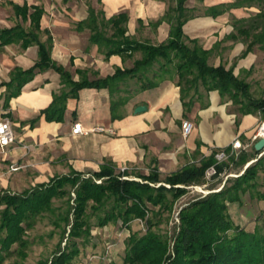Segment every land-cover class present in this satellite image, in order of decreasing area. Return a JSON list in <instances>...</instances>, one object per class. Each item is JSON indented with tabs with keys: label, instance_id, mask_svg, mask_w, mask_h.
<instances>
[{
	"label": "trees",
	"instance_id": "trees-1",
	"mask_svg": "<svg viewBox=\"0 0 264 264\" xmlns=\"http://www.w3.org/2000/svg\"><path fill=\"white\" fill-rule=\"evenodd\" d=\"M173 1L175 4L169 5L161 18L150 23L153 27L163 21L169 24L168 37L156 45L138 41L127 34L126 12L106 17L102 9L96 10L89 6L88 16L78 23L77 29L88 28L90 43L97 45L105 57L112 54L130 57L135 52L141 53L132 67H118L113 75L93 81H72L70 73L51 60L49 37L43 43L34 30L26 32L19 26L0 30L1 44L19 42L21 48H25L36 43L39 48L34 66L28 70H15L11 80L5 83L7 90L4 106L11 96L17 95L20 87L36 70L53 67L60 73L61 81L71 86V90L69 93L55 94L51 105L42 113L49 119H59L63 114L66 98L75 95L80 88H108L112 95L119 90V83L125 78H142L157 62L158 69L153 78L146 77L141 82L142 89L154 88L165 77L174 76L185 108L193 103V96L198 94V87L202 85L208 93L217 91L221 98L238 106L237 110L241 115L264 111V98L251 96L250 84L234 73V65L227 68L221 62L218 65L208 63L210 54L224 40L242 42L245 48L241 57L252 52L256 46L264 49V0H234L207 7L205 15L212 18L231 8H258L256 13L248 17L233 18V30L216 41L210 49L203 48L197 39L184 34V24L195 17L192 9L186 6L188 0ZM33 8L30 13L31 25L39 30L42 9L36 6ZM19 10L23 17L26 16V7ZM205 106L204 103L202 108ZM223 150L229 154L226 160L231 159L237 165H244L260 153L254 150L255 155L250 156L243 151L236 160L234 152L230 154V146ZM219 151L221 150L213 149L198 164L186 165L163 178L156 170L143 174L126 170L121 173L116 172L113 167L103 165L99 171L88 176L71 168L68 174L54 176L46 183L36 184L21 192L1 190L0 261L3 259L2 252L10 255L16 251L24 258L29 243L26 238L27 230L34 226L38 216L45 213L52 215L55 212V199L66 198L67 208L59 218L64 221L61 238H65V244L64 247L59 245L49 264H72L80 253L78 239L88 241L93 225L104 227L118 222L123 228L130 230V223L135 219L144 220L146 230L143 234L132 232L126 238L122 264H264V233L256 227L247 231L235 226L228 214V205L239 202L242 193L255 187L252 181L256 178L259 166L264 170V156L255 164L247 166L241 175L230 181L228 187L226 182L219 191L199 195L184 204L178 213L179 224L172 237V245L167 237L154 230L161 220L160 215L172 212L175 202L188 191L187 186L205 183V171L208 167L215 166L216 174L213 177L223 171L226 162L217 163L215 158ZM123 176L127 178H122ZM258 196L264 199V193H259ZM93 215L96 217L94 224L90 222ZM54 224L59 225L57 221ZM13 245L16 248L11 251Z\"/></svg>",
	"mask_w": 264,
	"mask_h": 264
},
{
	"label": "crops",
	"instance_id": "crops-1",
	"mask_svg": "<svg viewBox=\"0 0 264 264\" xmlns=\"http://www.w3.org/2000/svg\"><path fill=\"white\" fill-rule=\"evenodd\" d=\"M170 1L173 0H9L0 3V30L15 26L26 32L34 30L43 43L49 37L51 60L67 70L72 81H93L113 75L118 67H132L141 53L105 57L97 45L90 43V30L77 29L78 23L88 16L89 6L102 9L106 17L126 12L127 34L156 45L168 37L169 24L163 21L153 27L150 23L161 18L169 5L175 4ZM232 1L208 3L205 0L206 8ZM35 6L42 9L39 30L31 25L30 13ZM186 6L193 9L194 5ZM23 7L27 9L24 17L19 10ZM242 8L249 7L231 9ZM251 8L258 11L256 6ZM231 9L215 18L206 16L205 12L198 13L199 18H191L184 24V34L210 49L229 33L225 17ZM38 51L36 43L25 48H21L19 42L0 43V120L10 119L15 136V142L5 152H0V191L21 192L46 183L54 176L68 174L71 168L88 176L103 165L113 167L116 172L122 167L133 172L144 165L148 172L169 174L186 165L198 164L213 149L230 146L235 138L248 140L242 141L243 149L259 138H254L256 130H252L257 121L254 114L238 116L236 110L226 111L227 103L222 105L218 101L217 91L209 96V104L205 103L204 108L195 106L194 102L185 108L174 76L165 77L154 88L142 89L141 82L146 77L153 78L154 72L152 76L149 74L151 69L142 78H125L112 95L108 88L82 87L66 98L59 119H49L42 111L51 105L55 94L69 93L71 86L61 81L55 68L47 67L36 70L4 106L5 83L11 80L15 70L33 67ZM138 106H144L145 110L135 112ZM183 121L192 123L187 136L182 133ZM75 122H80L87 133L73 134L71 129ZM98 127L111 128L113 133L95 130ZM11 165L21 168L5 176L11 171L6 172V168ZM166 168L171 169L166 171Z\"/></svg>",
	"mask_w": 264,
	"mask_h": 264
},
{
	"label": "rangeland",
	"instance_id": "rangeland-1",
	"mask_svg": "<svg viewBox=\"0 0 264 264\" xmlns=\"http://www.w3.org/2000/svg\"><path fill=\"white\" fill-rule=\"evenodd\" d=\"M210 1L211 0H208V3ZM206 2L205 0L187 1L186 4H189L190 6L194 5L193 9L191 8L192 14L195 15L193 18H199L201 15H198V13L200 14L205 12L207 6ZM171 3H173V1H170V4ZM256 10V8L249 7L248 9H231L229 14L226 13L225 19L227 20L226 24H229V33L233 30L231 25L233 18L248 17L249 15L256 13ZM244 48L245 46L242 42L231 39L224 40L216 48V50L210 54L208 57V63L218 64L221 62L227 68L234 65V73L250 84L251 96L253 98H264V49H260L256 46L252 52L248 53L245 57H241ZM157 67L158 65L154 64V66L151 67L149 74L151 75L155 72ZM214 92L216 91H211V93L208 94L204 87L199 85L198 94H194L193 96L195 106H200L201 108L204 103L209 104V96ZM192 95L193 91H191V96ZM220 98H218V101H220L222 105L227 103L226 111L236 110L238 116H240V113L237 110L238 106L231 104V102L227 101L226 98ZM254 116L257 118V121L252 127V130H258L259 127L264 124V111H257ZM196 119L197 117H195V120ZM240 140L241 142H248L247 139L242 140L240 138ZM253 144L254 143L251 142L245 149L236 150L233 153L235 159L237 160L238 156L243 151L247 152L250 156L255 155ZM231 153L232 152H230V154ZM262 156H264V152L258 153L256 157L250 159L252 160L250 164H255ZM225 162L226 165H224L223 171L218 176L212 177L209 180L205 179V183L201 185L187 186L188 191L175 202L172 212H165L160 215L161 220L154 230L167 237L170 245H172V237L177 231L179 224L178 213L180 208L188 201L198 197L199 195L219 191L226 182V186L228 187L231 184L230 181L241 175L246 167L250 165H247L248 163H245L244 165H237L231 159L225 160ZM181 163L182 162H180L177 166ZM262 165H264V161H262ZM171 167L172 169L176 168V166ZM169 169L171 168H166V171ZM8 170L10 171V167H8V169L6 168V172ZM133 172L143 174L147 173L148 170L143 165V167ZM8 174H12V171L7 172L5 176H8ZM164 175H166V172L161 174V178H163ZM252 182L255 183V187L248 189L245 193H242L239 202L229 204L228 214L235 226L238 225L247 231H252L256 227L260 230V232L264 233V199H260L258 196L259 193H264V170L261 169V166L258 167L256 178ZM72 195L74 194L72 193ZM65 199L66 198L55 199L53 202L55 212L52 215L50 213H45L38 216L34 226L27 230L26 238L29 243L25 250L26 255L24 258H21L16 251H13L16 248V245H13L10 248V250L13 251L12 254L8 255L5 252H2L3 259L0 261V264H41L43 262H47V264H49L50 259L52 258L54 252L58 249L59 245L64 247L65 244V238L63 240L61 238L64 221L59 219L64 215L67 208ZM1 208L2 206H0V209ZM55 221L59 223L58 226H55ZM90 222L92 224L96 222V217L94 215L91 216ZM124 229L125 228H123L118 222L109 223L104 227H97L93 225L92 235L88 241L78 239L80 253L73 259L72 264H122L125 253V241L128 237V231H125ZM145 230L146 226L144 220L135 219L130 223L129 233L138 232L139 234H143ZM120 232L121 235H119Z\"/></svg>",
	"mask_w": 264,
	"mask_h": 264
},
{
	"label": "built area",
	"instance_id": "built-area-1",
	"mask_svg": "<svg viewBox=\"0 0 264 264\" xmlns=\"http://www.w3.org/2000/svg\"><path fill=\"white\" fill-rule=\"evenodd\" d=\"M9 0H0V3L2 2H6ZM262 126H264V124H262L258 130H256V134L254 136V138L257 137H262L264 136V134H261L260 130L262 128ZM181 128H182V133L184 136H187L191 129H192V123L189 121H183L181 124ZM95 130L98 131H106L108 133H113V130L111 128H103V127H98ZM71 132L73 134H81V133H87V131H84L82 128V125L80 122H75L72 126ZM15 142V136H14V132L11 126V121L9 118H3L0 120V152L3 153L5 152L6 148L9 147L10 145H12ZM231 152L235 151V150H239V149H243V143L241 142V140L239 138H235L231 144ZM24 147H27L26 145ZM229 154L226 153V151L221 150L218 153H216L215 158L217 160V163L222 162L224 160H226L228 158ZM21 166L19 165H11L10 166V170L11 171H16L18 169H20ZM126 170V167H122L120 169V172L123 173ZM216 174V168L214 165H211L210 167H208L205 171V179H211L214 175ZM122 178H127L126 176H123ZM97 182H100V180H97ZM125 231H128V236H129V230L127 228L124 229ZM119 235H121V232L119 233Z\"/></svg>",
	"mask_w": 264,
	"mask_h": 264
},
{
	"label": "water",
	"instance_id": "water-1",
	"mask_svg": "<svg viewBox=\"0 0 264 264\" xmlns=\"http://www.w3.org/2000/svg\"><path fill=\"white\" fill-rule=\"evenodd\" d=\"M145 110L144 106H138L135 108V112H140ZM254 149L256 151L264 152V136L260 137L255 143H254ZM252 161H250L247 165H249ZM246 165V166H247Z\"/></svg>",
	"mask_w": 264,
	"mask_h": 264
},
{
	"label": "bare ground",
	"instance_id": "bare-ground-1",
	"mask_svg": "<svg viewBox=\"0 0 264 264\" xmlns=\"http://www.w3.org/2000/svg\"><path fill=\"white\" fill-rule=\"evenodd\" d=\"M260 132H261V134H264V126H262Z\"/></svg>",
	"mask_w": 264,
	"mask_h": 264
}]
</instances>
